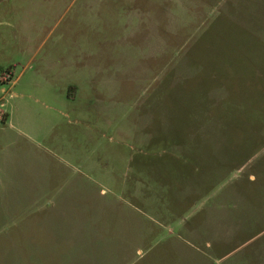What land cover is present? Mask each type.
<instances>
[{
	"label": "rangeland",
	"instance_id": "374dc122",
	"mask_svg": "<svg viewBox=\"0 0 264 264\" xmlns=\"http://www.w3.org/2000/svg\"><path fill=\"white\" fill-rule=\"evenodd\" d=\"M5 71L0 264H264V0H0Z\"/></svg>",
	"mask_w": 264,
	"mask_h": 264
},
{
	"label": "crops",
	"instance_id": "0c3cea01",
	"mask_svg": "<svg viewBox=\"0 0 264 264\" xmlns=\"http://www.w3.org/2000/svg\"><path fill=\"white\" fill-rule=\"evenodd\" d=\"M115 206H116V210L114 208ZM130 209H127V212H125L124 208L117 206V204L108 205V200H105L103 203V207L101 208V211L103 210V213L100 214V217H98L97 215L92 216V221H91L92 223L90 224V239L92 242L91 246H92V250H94V252L92 251V254H93L92 260L96 261L98 257L97 254L101 253L102 251H106V256L104 257L105 260H103L104 263H89V264H132V263H139L140 259L142 257L143 258L145 257V254L148 252L146 251L145 253V250L142 249L145 243V235H144V230H146L145 227L141 229L137 228V230H135L136 234L133 236H135L137 245L133 251H132L133 249L132 246H121V242L119 240V249L117 251L109 253V247H111L112 242L114 241L112 240V237H111V231H112L111 228L113 227L114 212L120 213L121 217L118 214V216L120 217L119 219H121L123 215L125 214H132L133 217L131 218H133L134 223L136 225H138V223L140 224L138 217H135L134 213L132 212V210L134 211L135 209L133 207H131ZM109 213H112V214H109ZM110 215H112V219L109 218ZM102 222L103 224H101ZM117 225H118V221H117ZM148 231L150 232V230ZM115 232H117V230ZM158 234H159V230H158ZM189 235H191V233H189ZM183 236L187 237L185 234H179V236H176L174 239L170 241L176 242V239H179V237L181 239H184ZM186 244L188 245L189 248H192V250L189 251L186 254V256L187 255L191 256V252H192L191 257H193V254H194L195 257L198 259V261L202 260L207 263H181L179 262L178 260L181 259V257L183 258V254H185V251H182L181 249L178 250V248L176 251L174 245H172L174 250H172L171 252V255H172L171 260L167 262L168 264H224V263H209V261L217 260V258H214L212 254L209 255L207 251H204L200 247L194 246L192 243L188 241ZM104 245L106 246L104 247ZM149 264H165V263H149Z\"/></svg>",
	"mask_w": 264,
	"mask_h": 264
},
{
	"label": "built area",
	"instance_id": "2783aa9c",
	"mask_svg": "<svg viewBox=\"0 0 264 264\" xmlns=\"http://www.w3.org/2000/svg\"><path fill=\"white\" fill-rule=\"evenodd\" d=\"M13 79V74L11 71H5L0 73V81L3 83L11 82Z\"/></svg>",
	"mask_w": 264,
	"mask_h": 264
}]
</instances>
